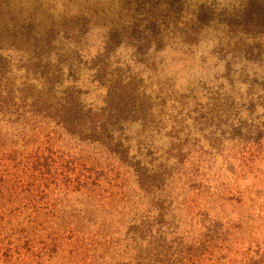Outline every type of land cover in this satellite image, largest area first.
<instances>
[{
  "label": "rangeland",
  "instance_id": "rangeland-1",
  "mask_svg": "<svg viewBox=\"0 0 264 264\" xmlns=\"http://www.w3.org/2000/svg\"><path fill=\"white\" fill-rule=\"evenodd\" d=\"M45 78L87 121L111 92L127 111L70 135L35 104ZM0 94V151L55 131L101 195L58 201L84 232L0 264H264V0H0Z\"/></svg>",
  "mask_w": 264,
  "mask_h": 264
},
{
  "label": "trees",
  "instance_id": "trees-1",
  "mask_svg": "<svg viewBox=\"0 0 264 264\" xmlns=\"http://www.w3.org/2000/svg\"><path fill=\"white\" fill-rule=\"evenodd\" d=\"M42 84V90L34 93L35 104L50 102L59 111L56 124L70 135L89 133L93 139H102L112 130L109 124L122 120L129 104L127 98L111 92L109 102L112 105L107 114L96 121H87L82 116L79 95L72 89H53L46 78ZM53 134H32L36 137L33 139L36 146L29 153H20L17 159L13 154L4 155L0 151V259L7 251L9 255L4 257L5 261H13L17 259L15 253L23 250L43 258L51 251L47 247L50 244L57 247L61 238L55 237L47 243L39 240L42 235L85 231L81 220L84 218L76 215L67 218L58 213L59 199L71 194L90 198L101 196L96 195L100 183L96 177L95 158L73 151L63 138ZM26 144L21 145L25 148ZM104 200L114 207V198Z\"/></svg>",
  "mask_w": 264,
  "mask_h": 264
}]
</instances>
